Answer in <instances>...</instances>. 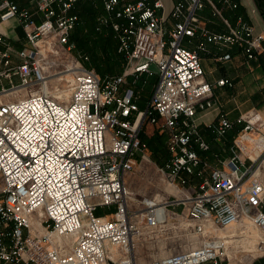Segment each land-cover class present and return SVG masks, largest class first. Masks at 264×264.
Here are the masks:
<instances>
[{
	"label": "built area",
	"instance_id": "2783aa9c",
	"mask_svg": "<svg viewBox=\"0 0 264 264\" xmlns=\"http://www.w3.org/2000/svg\"><path fill=\"white\" fill-rule=\"evenodd\" d=\"M80 1L34 0L36 19L16 0H0V22L16 19L28 43L13 63L12 48L0 37L7 46L0 50V78L10 81L0 95L28 89L26 96L0 100V264H223L230 246H237V231L230 229L238 226L259 231L255 253L264 255V119L259 113L232 120L219 112L218 122L209 124L217 139L237 123L244 126L224 166L213 168L187 196V218L177 215L206 235L201 245L140 262L138 243L155 238L151 235L159 231H152L167 223L165 211L183 200L137 198L125 184L137 158L148 157L141 136L145 121L169 134L171 158L162 171L170 181L186 185L191 176L202 177L197 147L208 150L209 143L197 115L215 107V88L232 83L208 81L200 52L207 42H217L238 46L254 59L264 36H255L241 18L229 34L207 30L197 13L209 4L221 15L216 0H177L168 14L162 0H100L104 13L95 28L110 31L126 58L121 74L102 78L85 65L87 55L71 57L76 45L70 35L79 21L72 11ZM198 31L205 40L198 49L186 47L184 40ZM64 71L70 88L61 96L49 89L48 77ZM150 75L156 80L141 110L136 86ZM243 141L260 144V151H245ZM104 207L113 210L97 213ZM141 226L147 236H138Z\"/></svg>",
	"mask_w": 264,
	"mask_h": 264
},
{
	"label": "crops",
	"instance_id": "0c3cea01",
	"mask_svg": "<svg viewBox=\"0 0 264 264\" xmlns=\"http://www.w3.org/2000/svg\"><path fill=\"white\" fill-rule=\"evenodd\" d=\"M17 1L19 4L28 7L33 12L36 19H40V15L37 12L36 4L34 0H17ZM168 1L170 2V6L173 7L174 3L177 0H168ZM232 1L237 2L238 7L233 8L228 4H226L224 0H216L217 7L220 8L222 11L221 15L216 14L211 5L206 4L205 7L197 13L201 25L213 33L229 34L231 28H235L239 25V19L241 18L253 26L255 36L258 35L264 36V16L258 7L257 0H232ZM163 2L165 5V13L168 14L169 11L167 4L165 1ZM102 13H104V8L102 10ZM212 16L214 17L216 16L217 19H214ZM0 37H3L4 42L7 43L12 48L11 56L13 63H18L20 59L17 55V51L23 49L28 44L22 25L16 19H12L6 22H0ZM203 40H205V38L203 37L202 33L198 31L194 37L186 38L184 40V45L190 49H198L199 43H201V41ZM4 42L0 41V50L6 49L7 46ZM206 46H207L206 51L200 52L201 63L205 72V78L212 83H216L219 79L225 78L228 79L232 83V85L227 84L215 88L214 90V98L216 101L215 107L212 109H208L205 112H200L197 115V122L199 124L200 131L202 132L204 138L209 143L208 150H202L200 148L198 149V152L202 160L200 169L203 171V175L199 179L198 186L202 184L206 178L209 177L210 172L213 168L223 167L224 162L232 156L233 153L232 148L235 144V138L238 136V134L241 131L240 130L238 132H234L235 131L234 129L236 128L235 127L234 129L230 130L226 136L217 139L215 134L213 135L209 130L207 131L205 126H209V124L217 123L219 112L225 113L232 120H236L239 116L252 114V113H259L261 117L264 119V108H262V106L259 108L254 107L252 109L247 110L245 113H241L239 115L238 111H230L229 109L225 108L220 99V98L222 99L224 98L223 100H227V97L229 98L230 96H226V98L222 96L224 94H227L228 90L236 88L239 84L245 85V82H247L246 86L251 89V93L249 95L251 99L250 102L252 103L256 102L264 106V47H262V49L258 51L256 58L248 59L244 50L240 49L238 46L235 45H229V44L225 45L217 42H207ZM226 53H231V57L229 59L222 58ZM62 58H64V56H62ZM1 69H3V66H1ZM15 79H17V81ZM5 80L8 81V84H6ZM13 80L15 81V83L19 82L18 77L16 76L13 77ZM9 85H10L9 79L0 78V90L2 86L8 87ZM24 90L26 92H24L22 96H26L28 94V89H24ZM137 90L140 92L139 88H137ZM216 90H219L218 95L216 94ZM6 94L7 93L1 95L3 96ZM17 96L20 95L17 94ZM231 97L235 98L236 95H232ZM155 126L159 128L158 125ZM218 141H220L221 143H218ZM148 153H149V149H148ZM242 157L245 158L247 157V155L243 153ZM144 159L146 158L138 157L137 161L138 160L143 161ZM168 161L166 163H168ZM166 163L161 168L165 167L167 165ZM126 175H125V184L128 187ZM191 177L199 178L197 175ZM198 186L196 187V189H194L192 193L186 191L187 189L184 188L183 194H181L180 196L176 195L175 193H170V195L167 196L162 194L161 197L162 200L178 199V200H183V203L175 204L168 208L167 223L163 226V229H160L159 231L161 238L157 240L158 242L157 245L164 244L165 247L171 246L174 249L187 247L181 250H177L176 252L173 251L171 253H167L166 255L186 251L194 247H197L201 245L203 239L206 238L205 237L206 235L198 234L194 232L192 227L193 223L191 221H188V226L183 225V223L180 222V221H184V218H187L186 216L190 206V202L187 200V196L197 191ZM134 193L138 194L137 198H141L145 196L143 195L139 197L140 194H143L140 191H136ZM134 193L132 194L136 197L137 195H135ZM151 196L152 195L147 197H151ZM177 215H182L184 218H178ZM240 227L242 226H238L236 227V229L233 227L230 229L231 231L228 230L227 232L229 231L232 232L233 229L237 231V228ZM247 228L250 227H246V229ZM173 229H176V232ZM223 232L226 233L225 230L218 231L219 234L220 233L224 234ZM237 233H239V231H237ZM238 240L239 239L236 238L237 246L235 245L230 246L229 248L230 258L225 260L223 264H256L258 260L264 259V255L261 256L257 254L253 255V253L242 250L241 247H238L239 246L238 243L240 242ZM193 242L195 243L193 244ZM137 253L139 254L138 259L140 262L148 261L153 258L163 257V256L152 257L153 254L151 252L150 253L141 252L139 251L138 247H137ZM204 264H215V263L206 262Z\"/></svg>",
	"mask_w": 264,
	"mask_h": 264
},
{
	"label": "rangeland",
	"instance_id": "374dc122",
	"mask_svg": "<svg viewBox=\"0 0 264 264\" xmlns=\"http://www.w3.org/2000/svg\"><path fill=\"white\" fill-rule=\"evenodd\" d=\"M163 1L166 2L167 7H168V11L170 12L172 9L171 8L172 6H170V2L168 0H163ZM212 17L214 19H217L216 16L215 17L212 16ZM85 28L86 27L83 25V23H78L77 28H76V34L82 40H84V38L86 36ZM80 49L81 50H79V51L77 49H75L73 51V53H71V57L73 56V54L76 56L78 53L83 54L84 53L83 49L82 48H80ZM103 55H104V53L101 52L99 58L101 59ZM64 58H65V56H64ZM92 64H93V62H92ZM105 66H106V64H104V67ZM120 68H121L120 65L114 64L111 67V72H117L118 70H120ZM104 69H107V68H104ZM67 73H69V72L64 71L63 73H56L55 75L52 74L48 77V80H49L48 86L50 85L49 89L52 90L53 93H55L57 95H60L63 91H65L66 94L69 93L70 86H68V83H69L68 79H70V75H65ZM61 79H63V80H61ZM144 79H146V82H144ZM15 80L17 81V79H15ZM66 80H68V81H66ZM155 80H156V77L153 75L145 76V78H142L138 82V85L136 86V88H139V90H140L141 98L139 99V104H140L141 109H144L146 107V105H145L146 100L150 96L149 88L152 87V84ZM59 81L62 84L59 87H57V85H58L57 82H59ZM5 82H6V84H8L7 80H5ZM246 84H247V82H245V85L239 84L236 88L231 89L232 91L228 90L227 94H224L222 96L225 98H226V96H230L229 98L227 97V100H223L224 98L223 99L220 98L221 102L223 103L225 108L229 109L230 111H238L239 115L241 113H245L247 110L252 109L254 107L259 108L262 106V108H264V106L259 104V103L250 102L251 99H250L249 95L251 93V89L249 87H247ZM24 92H26V91L21 90L19 93L16 92V94L20 95V94H24ZM216 94L217 95L219 94V90H216ZM232 95H236V97L233 98V97H231ZM17 97L18 96L14 95V94L1 96V98L5 101L11 100V99H16ZM221 108H222V106H221ZM207 123H209V122H207ZM157 128H158L157 126L152 125V124L148 123L147 121H145L144 126H143V133H145L146 137H151L157 132L160 134L166 133L167 143H168V138H169L168 132L165 130H162L160 128H158V129ZM205 128L207 129V131L210 129L209 126H205ZM218 143H221V142L218 141ZM148 149H149L148 157H146V159H144L143 161L138 160L136 167H135V170L127 173V175H126V179H127V183H128L127 189L130 192L134 193L136 191H140L143 194H140L139 197H141L143 195L150 196V195H153V193H155V192H161L163 195L167 196V195H170V193H172L174 188H180L182 190H184V188H185V189H187L186 191H189L191 193L194 191V189H196V187L199 184L198 183L199 179L201 177H199V176H198L199 178L190 177L189 183L186 185H182V184L178 185L176 183H173L172 181H170L166 177L165 173L162 171V168L156 163V161H154L155 160V158H154L155 154H153L152 149L151 148H148ZM158 149L161 150L162 152L165 150L163 148V146H161V145L158 146ZM162 158L164 159L165 157L162 156ZM206 173H207V170H206ZM0 186H2V181H0ZM135 195H137L136 197H138V194H135ZM112 210L113 209L104 207V208H99L97 213L106 214ZM35 217L39 218L40 213L36 212ZM160 229H163V228L154 229L152 232L160 231ZM243 229H244V227H240V228H237V231H240ZM173 230L176 232V229H173ZM234 230L235 229H233L232 231H234ZM152 232H150V233L152 234ZM155 233L156 234L151 235L155 238H153V239L148 238V240L140 241L138 243L139 251L147 252V253L151 252L153 254L152 257H160V256L166 255L167 253H171L173 251L176 252L177 250L187 248V247H181V248H175L174 249L171 246L165 247L164 244L157 245L158 244L157 240L159 238H161V236H160L159 232H155ZM194 243L195 242H193V244ZM238 245H239L238 247H241L242 249H244L241 242H239ZM256 264H264V259L258 260L256 262Z\"/></svg>",
	"mask_w": 264,
	"mask_h": 264
},
{
	"label": "trees",
	"instance_id": "16d2710c",
	"mask_svg": "<svg viewBox=\"0 0 264 264\" xmlns=\"http://www.w3.org/2000/svg\"><path fill=\"white\" fill-rule=\"evenodd\" d=\"M257 4L264 16V0H257ZM102 10L103 7L100 0H82L77 3L72 12L79 15L78 23H83V25L86 27V36L84 40L80 39V37L77 36V23L76 27L71 32L70 41L76 45L75 49L79 51L81 50L80 48H82L84 52L83 54L89 57L88 60H85V65L87 67L95 68L99 75L102 78H105L107 76L121 74L123 71V66L126 63V58L124 57V55L118 52L117 41L110 31H107L105 33L96 30V18L100 13H102ZM262 46L264 47V40L262 41ZM101 52H103L104 55L100 59L99 56ZM104 64H106L105 67ZM114 64L120 65L121 67L117 72H111V67ZM103 67L107 69H104ZM154 83L155 81L153 82V84ZM152 87L149 88L150 93L152 91ZM243 126L244 123L235 124L234 128H236H233L235 130L234 132L240 131ZM209 131L214 135L212 127H210ZM141 136L142 139L146 141L149 148L152 149L153 154H155L154 161H156V163L160 167L164 166L165 163L171 158V151L168 147L166 133L160 134L157 132L151 137H146V135L142 133ZM159 145L163 146V148L165 149L163 152L158 149ZM198 149L199 147H197V151ZM162 156L165 158L163 159Z\"/></svg>",
	"mask_w": 264,
	"mask_h": 264
},
{
	"label": "bare ground",
	"instance_id": "6f19581e",
	"mask_svg": "<svg viewBox=\"0 0 264 264\" xmlns=\"http://www.w3.org/2000/svg\"><path fill=\"white\" fill-rule=\"evenodd\" d=\"M25 88L24 87H18L12 91H9V92H6L7 94L6 95H9V94H14V95H17L16 92H20L21 90H24ZM65 93V91H63ZM61 93V96H66L67 94L65 93ZM2 95H0V100L1 101H4L2 98H1ZM20 96H22V94H20ZM20 96H18L17 98H19ZM8 101V100H6ZM243 146H244V149L245 151H255L256 153L259 152L260 148H261V145L260 144H256V143H253V142H246V141H243ZM172 193H175L176 195L180 196L181 194H183V190L180 189V188H174V190L172 191ZM156 203H161L162 201V193L161 192H155L153 193V195L151 196ZM162 209L163 206H162ZM165 213L167 214V211H165ZM181 223H183V225H185V222L184 221H180ZM147 236V230H146V227L145 226H141L140 227V235L138 236ZM234 236H237L236 238L239 239L238 241L241 242L243 248L245 251H253V255H255L256 251H255V243H256V239L258 237H260V233L259 231L256 229V228H253V227H250V228H247L245 230H242L240 233H237V234H234ZM137 240L139 241L140 237H137V235L135 236L134 240ZM67 240V239H65ZM69 241V240H68ZM237 257V256H236Z\"/></svg>",
	"mask_w": 264,
	"mask_h": 264
}]
</instances>
